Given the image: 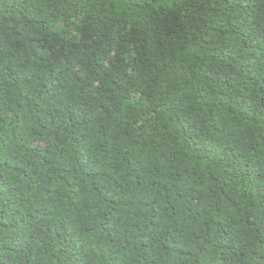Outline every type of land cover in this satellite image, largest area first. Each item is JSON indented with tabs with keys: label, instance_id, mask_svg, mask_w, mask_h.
<instances>
[{
	"label": "trees",
	"instance_id": "16d2710c",
	"mask_svg": "<svg viewBox=\"0 0 264 264\" xmlns=\"http://www.w3.org/2000/svg\"><path fill=\"white\" fill-rule=\"evenodd\" d=\"M0 264H264V0H0Z\"/></svg>",
	"mask_w": 264,
	"mask_h": 264
}]
</instances>
